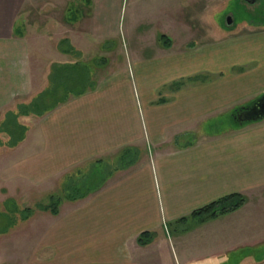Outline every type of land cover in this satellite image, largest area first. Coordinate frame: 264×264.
Segmentation results:
<instances>
[{
    "label": "crops",
    "instance_id": "crops-1",
    "mask_svg": "<svg viewBox=\"0 0 264 264\" xmlns=\"http://www.w3.org/2000/svg\"><path fill=\"white\" fill-rule=\"evenodd\" d=\"M227 1L0 0V126L54 66L90 82L20 117L15 148L0 133V205L48 199L0 218V264H264V119L224 118L264 95V27L226 38ZM230 196L243 207L192 216Z\"/></svg>",
    "mask_w": 264,
    "mask_h": 264
},
{
    "label": "trees",
    "instance_id": "trees-1",
    "mask_svg": "<svg viewBox=\"0 0 264 264\" xmlns=\"http://www.w3.org/2000/svg\"><path fill=\"white\" fill-rule=\"evenodd\" d=\"M90 86L87 70L84 67L70 68L64 67H52V72L50 75V87L40 93L36 98H34L29 104H20L17 106L16 113H7L5 120L0 126V133L6 134L8 136V141L6 146L9 148H15L18 146L25 138L27 128L21 125L18 121L20 117H27L30 115L41 117L47 112L52 111L61 103L66 102L69 94L81 95L86 92ZM249 106L239 107L234 109L230 114L233 117L235 123L241 126L244 123L239 121L241 114L246 111ZM2 146V144H1ZM79 196V197H78ZM84 195H70L71 200H77V198H82ZM60 197L51 196L49 198V204L47 207L40 206L41 210L49 211L52 215L56 216L58 214V205L60 203ZM13 203L12 211L19 212L18 206L14 201H7L4 205H0V218L8 219L9 214L5 205ZM245 200L241 196H230L221 199L200 211H197L192 216L200 219L201 221L216 219L220 216L227 215L229 213L235 212L243 207ZM34 210L28 208L23 209L19 213V219L24 221L30 218ZM8 226H2L0 230L6 229ZM150 233L142 234L139 237L138 243L141 246H145L150 242Z\"/></svg>",
    "mask_w": 264,
    "mask_h": 264
},
{
    "label": "rangeland",
    "instance_id": "rangeland-1",
    "mask_svg": "<svg viewBox=\"0 0 264 264\" xmlns=\"http://www.w3.org/2000/svg\"><path fill=\"white\" fill-rule=\"evenodd\" d=\"M242 2H244V0L243 1L229 0L225 2L224 7L219 12L218 19L220 21V24L222 25V29L225 30L226 32L225 34L226 38L228 37V35H230L229 32H233V31H237V32L231 34V36L234 35L235 37H243L250 35L249 33L251 29L249 27L246 29L244 28V30H242L243 27L246 26L253 25L255 27H264V0H258L257 5H247V4H243ZM229 19L230 22L228 23ZM210 21H211L210 24L212 25L215 24V22H213L212 19H210ZM224 118L227 124L230 125L235 124L232 115L226 114ZM36 200L37 201L39 200L37 204L38 203L45 204L48 201L47 197H43L42 199H40V197L39 198L30 197L26 199H20V201L17 203L19 212L12 211L13 203L12 204L9 203L4 207H6L8 210V214L10 215L9 218L13 220H18L20 211H22L23 208L25 207L31 208L32 206H34Z\"/></svg>",
    "mask_w": 264,
    "mask_h": 264
},
{
    "label": "water",
    "instance_id": "water-1",
    "mask_svg": "<svg viewBox=\"0 0 264 264\" xmlns=\"http://www.w3.org/2000/svg\"><path fill=\"white\" fill-rule=\"evenodd\" d=\"M230 19L228 20V23ZM264 119V95L256 100L249 108L239 117L242 123L258 122Z\"/></svg>",
    "mask_w": 264,
    "mask_h": 264
},
{
    "label": "flooded vegetation",
    "instance_id": "flooded-vegetation-1",
    "mask_svg": "<svg viewBox=\"0 0 264 264\" xmlns=\"http://www.w3.org/2000/svg\"><path fill=\"white\" fill-rule=\"evenodd\" d=\"M249 3L251 5H257L258 0H244V4Z\"/></svg>",
    "mask_w": 264,
    "mask_h": 264
}]
</instances>
